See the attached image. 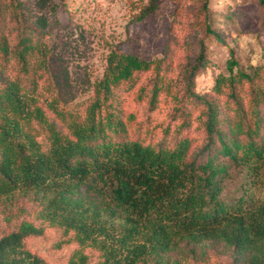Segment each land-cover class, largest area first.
<instances>
[{"label":"trees","instance_id":"16d2710c","mask_svg":"<svg viewBox=\"0 0 264 264\" xmlns=\"http://www.w3.org/2000/svg\"><path fill=\"white\" fill-rule=\"evenodd\" d=\"M58 23L0 0V264H56L28 244L50 230L67 264H264V61L202 95L204 44L178 73L113 47L79 98Z\"/></svg>","mask_w":264,"mask_h":264},{"label":"rangeland","instance_id":"374dc122","mask_svg":"<svg viewBox=\"0 0 264 264\" xmlns=\"http://www.w3.org/2000/svg\"><path fill=\"white\" fill-rule=\"evenodd\" d=\"M59 18L51 41L67 61L76 95L82 98L100 76L113 47L145 58L171 57L175 71L189 69L206 46L207 64L196 89L210 94L215 76L231 57L244 66L264 61V5L259 0H159L141 16L149 0H23ZM54 12V13H53ZM211 25L221 38L207 35ZM163 110L161 115H167ZM0 215V235L4 231ZM58 233L32 237L29 246L56 264H67L72 246H57ZM214 263L223 257H213ZM188 264H202L192 261Z\"/></svg>","mask_w":264,"mask_h":264}]
</instances>
